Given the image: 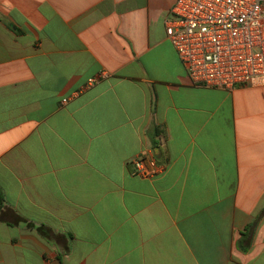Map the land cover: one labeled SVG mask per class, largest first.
Wrapping results in <instances>:
<instances>
[{"label": "crops", "instance_id": "1", "mask_svg": "<svg viewBox=\"0 0 264 264\" xmlns=\"http://www.w3.org/2000/svg\"><path fill=\"white\" fill-rule=\"evenodd\" d=\"M177 2L0 0V264H264V86L196 85Z\"/></svg>", "mask_w": 264, "mask_h": 264}, {"label": "built area", "instance_id": "2", "mask_svg": "<svg viewBox=\"0 0 264 264\" xmlns=\"http://www.w3.org/2000/svg\"><path fill=\"white\" fill-rule=\"evenodd\" d=\"M165 28L196 85L264 86V0H178ZM132 163L144 178L163 169L149 154Z\"/></svg>", "mask_w": 264, "mask_h": 264}]
</instances>
